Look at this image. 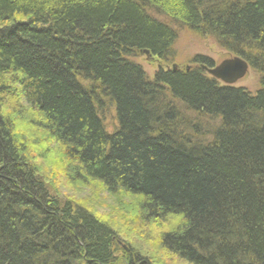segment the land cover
Returning <instances> with one entry per match:
<instances>
[{
  "label": "trees",
  "instance_id": "1",
  "mask_svg": "<svg viewBox=\"0 0 264 264\" xmlns=\"http://www.w3.org/2000/svg\"><path fill=\"white\" fill-rule=\"evenodd\" d=\"M173 24L260 88L223 85L203 56L149 79L133 58L171 63ZM55 166L138 199V237L159 249L58 195ZM0 264H264V0H0Z\"/></svg>",
  "mask_w": 264,
  "mask_h": 264
},
{
  "label": "rangeland",
  "instance_id": "2",
  "mask_svg": "<svg viewBox=\"0 0 264 264\" xmlns=\"http://www.w3.org/2000/svg\"><path fill=\"white\" fill-rule=\"evenodd\" d=\"M152 14L153 16L156 15L155 13ZM154 17L161 22H168L162 16ZM171 27L177 31V34H179V38L174 44V58L172 56L170 58L171 63L167 64L165 62H162L160 61V59L151 56V54L150 56L141 54L140 56L133 58V61L137 65L142 67L143 70H145L148 78L151 80H153L156 73L160 70L173 71L175 68H177L178 70L182 71L186 70V68H189L191 66L193 67L194 65L192 64V62L195 58H197V56L210 58L214 61L215 65H219L220 62L234 57L222 51L220 47L215 44L214 40L209 37L203 38L199 35L191 34L188 30H183L174 24L171 25ZM194 67L197 68L196 66ZM235 87L247 88L249 91L254 93L258 88H260L259 77L254 71L252 72L250 69L246 77L242 79V81L237 83ZM100 96L101 95L99 94V97ZM108 103L109 102H107V104ZM102 117L104 116L102 115ZM104 122L105 127H107V131L110 134L116 131V129H118L119 127L115 107L112 104H110L105 114ZM23 126V124L17 125V129L20 132V136H30L31 132L29 133L28 128ZM32 142H36V140L33 139ZM32 142L28 141L29 145H31ZM56 156L57 154L51 157V161L53 163L59 162L56 160ZM54 159L56 160V162H54ZM47 171L50 175H54V177L59 176L60 178L59 179L57 177L59 181L57 182V185H55V182L53 180L54 177L49 178L50 180L52 179L50 183H52L56 187V193L58 195L62 196L65 199H71L73 201H76L82 206H87L91 208L99 217H102L103 220L105 219V221H107L111 226L116 227L120 233V237L123 238L126 243L132 246V248L137 250L139 249V251H141L145 256L148 257L150 255L149 253L151 252L148 251L150 248L157 250L159 249L155 240L153 241V243L150 241L144 242V240L141 241L140 237H138V232L140 231V228L136 230V218L131 217V211H135L134 209L137 208L139 202L138 199L131 198L126 195L120 197L112 195L109 194L107 191L103 190V188L99 189L96 186L91 188H84L81 186L77 187L73 184L68 185L64 178L60 176V171L58 170L57 166L51 167ZM55 187H53L54 190ZM54 192L52 193L55 195ZM127 217H130V225L135 226L132 229L126 223Z\"/></svg>",
  "mask_w": 264,
  "mask_h": 264
},
{
  "label": "water",
  "instance_id": "3",
  "mask_svg": "<svg viewBox=\"0 0 264 264\" xmlns=\"http://www.w3.org/2000/svg\"><path fill=\"white\" fill-rule=\"evenodd\" d=\"M143 53L150 56L148 51H144ZM175 70H177V68H175L174 71ZM203 70L208 76L222 82L226 86L232 87L246 77L250 71V66L242 58L234 56L220 62L219 65H215L214 68L204 67Z\"/></svg>",
  "mask_w": 264,
  "mask_h": 264
}]
</instances>
